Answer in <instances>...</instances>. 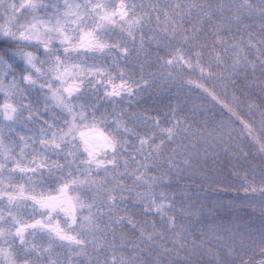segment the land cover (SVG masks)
Wrapping results in <instances>:
<instances>
[{
  "label": "snow or ice",
  "instance_id": "snow-or-ice-1",
  "mask_svg": "<svg viewBox=\"0 0 264 264\" xmlns=\"http://www.w3.org/2000/svg\"><path fill=\"white\" fill-rule=\"evenodd\" d=\"M220 152L264 264V0H0V264H168Z\"/></svg>",
  "mask_w": 264,
  "mask_h": 264
},
{
  "label": "trees",
  "instance_id": "trees-1",
  "mask_svg": "<svg viewBox=\"0 0 264 264\" xmlns=\"http://www.w3.org/2000/svg\"><path fill=\"white\" fill-rule=\"evenodd\" d=\"M202 103V101L200 102ZM211 107V106H207ZM215 111H219V106L215 109ZM221 118L219 115L216 116V120ZM207 170V175L209 176L208 180L201 182L200 180L196 181V184H202L200 188H193V191H198L201 193V198L204 202L212 199L227 200L230 197L228 196H216L213 194V189H223L225 184L231 182L232 184H239L240 177L243 176V172H240V175H236L235 165L230 163L220 152V155L215 160H209L207 165H205ZM213 181H223V183H213ZM207 207L204 208V215L201 218V222L195 224L192 228V232L186 235L185 240L187 242V247L185 250L181 251L180 255L177 257L175 254L173 257L169 258L168 264H233L230 257H228L225 253L224 244H220L219 241L213 243L206 240L205 235L209 232H214L213 237L220 236L217 233V228L215 226H219V230L225 228H231L235 226L236 219L229 217L228 212L226 210H219L218 212H212L210 209L213 207V204L209 203ZM243 222V217H238ZM246 219V217H245ZM225 232V231H224ZM217 233V236H216ZM226 233V232H225ZM224 233L219 237L220 240H223ZM226 243L231 242V238L225 236ZM195 240V245H193L192 241ZM230 244V243H229ZM227 243V245H229ZM223 249L222 251L216 250L214 254H210V250H207V254H204L202 249H215V248ZM199 249V250H197ZM252 255V254H249ZM235 264H240V261H235Z\"/></svg>",
  "mask_w": 264,
  "mask_h": 264
},
{
  "label": "rangeland",
  "instance_id": "rangeland-1",
  "mask_svg": "<svg viewBox=\"0 0 264 264\" xmlns=\"http://www.w3.org/2000/svg\"><path fill=\"white\" fill-rule=\"evenodd\" d=\"M206 87H208L209 89H211V88H212V84H211V83H208V84H206ZM231 95H232V92H231V90H229L228 97L226 98V97H224V96H221L220 99L223 100V101L226 102V103L231 104V99H230ZM194 96H195V97H198V96H199V93H198V92H197V93H194ZM200 102H201V100H199V99H196V100H195V103H197V104H201ZM247 102H248L247 99H245V104H247ZM202 103L205 104V105H207V106H211V107H212V105H211V104H208L207 101H202ZM220 119H221V118H219L218 120H220ZM222 155H223V156H224V157H225L230 163H232V164L235 165V162L232 161V160H231L227 155H225L223 152H222ZM205 200H206V202H204V208L207 207V205H209L208 202L211 203V204H213V200H212V199L207 200V198H206ZM204 213H205V211H204ZM242 223H243V222H242ZM231 228H234V226L231 227ZM217 233H219L220 236L214 238V237H213L214 232H209L208 234L205 235L206 240H208V241H210V242H213V243L219 241L220 244H224V247H227V246H228L227 243L229 244V243H231V242L229 241V242L226 243V238H225V236L227 235V237H230L229 234H228L227 232L225 233V232H224V229H222V228H221V230L217 231ZM217 233H216V236H217ZM222 233H224V238H223V240H220L219 237H221V234H222ZM197 250H199V249H197ZM202 250H203L202 252H203L204 254H207V250H210V252H209L210 254H214L216 250H218V251H222L223 249H220V248L218 247V248H215V249H202Z\"/></svg>",
  "mask_w": 264,
  "mask_h": 264
}]
</instances>
